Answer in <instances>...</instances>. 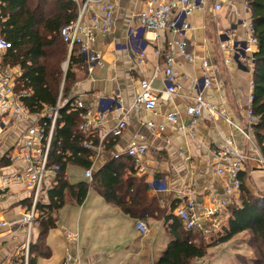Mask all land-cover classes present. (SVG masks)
Wrapping results in <instances>:
<instances>
[{
  "label": "crops",
  "instance_id": "obj_1",
  "mask_svg": "<svg viewBox=\"0 0 264 264\" xmlns=\"http://www.w3.org/2000/svg\"><path fill=\"white\" fill-rule=\"evenodd\" d=\"M97 1L85 14L86 25H92L95 14L104 17L102 6L105 2L113 6L115 18L111 33L103 35L97 32L96 40L91 46L92 51L100 55L105 67L95 68L91 75L85 66L75 67L78 80L72 90V96L77 98L83 94L85 103L89 104L92 101L98 102V99L105 95L115 94L119 96L122 108L109 114L105 121L99 123L93 120L88 125L86 132L83 133L90 137L94 145L95 140L99 142L100 133L108 134L126 117L124 109L129 108L134 102L140 92L141 82L152 79L156 71L163 72L165 63L159 52L166 49L167 40L171 38L170 33L162 31L160 39L153 41L149 39L154 38V34L148 33L145 62L139 63L137 57L125 46L128 42V31L137 26L136 17L146 9L147 0ZM213 4L214 1L210 0V7ZM210 7L195 11L188 19L191 30L186 33V38L191 42L192 51L198 60L191 63L182 55H176L175 70L183 87L180 93L170 101L166 100L163 94V98L157 102L155 112L130 111L124 134L119 138L108 135L102 155L92 166L94 175L113 160L115 154L127 156L126 150L139 141L148 145L152 157L148 170L142 175L139 174L132 158L134 168L125 170L124 180L133 178L138 182L136 188L141 183L142 187L147 188L144 194L153 203L152 215L141 220L126 214L120 207L106 201L94 183H89L85 177L86 169L68 164L65 175L69 183L72 185L86 183L89 190L82 203L66 194L63 206L52 214L56 226L50 229L45 237V245L50 251V256L36 258L35 264H63L68 253L74 257V264H157L175 240L171 233L172 217L177 218L174 210L179 205L178 195L190 183L194 182L197 185L198 217L203 223L206 221L202 215V208L210 204V194L216 192L219 196H226L228 183L215 175L212 150L214 144L222 143L226 138H231L239 150L246 151L251 157L241 176L243 184L246 177L253 180V174L256 176L264 172L256 160L257 154L254 152L256 148L239 130L246 129L247 126L245 97L253 92V70L239 64L237 60L226 64L218 35L220 31L232 29L234 40L247 41L246 26L251 14H248L241 0H231L219 12L211 11ZM254 50L256 51L257 47ZM205 58L211 63L216 83L214 87L203 92V97L224 109L226 119L218 115L210 118L208 113H204L198 125L192 126L186 109L191 97L196 94L191 84L201 79V60ZM13 68L16 72L21 71L20 66ZM152 85L161 95L166 90L162 75L154 79ZM170 113H178L187 129L180 130L178 126L168 123L166 116ZM151 121L159 125L164 124L165 132L160 135L153 133L142 124ZM40 122V118L34 115L25 121L0 117V264H25L27 256L29 264L30 257L35 258V254L30 255V247L39 241L40 225L36 223L29 233L24 224L16 223L31 208L32 192L23 185H14L7 192L2 191V187L6 177L23 173L26 165L21 160L12 162L10 157L19 154L16 150L23 143H20V137L22 138L30 127ZM253 137L259 152L263 154V148L256 140L255 133ZM71 166L83 169L84 181L77 183L70 181L68 168ZM57 184L52 185L50 180L45 181L41 197L44 205L49 203V191L57 187ZM258 193L261 192L256 191L254 194ZM241 194L242 190L231 198L232 205L217 219L222 226L221 237L217 240L223 237L225 229L228 228L232 216L231 207L241 205ZM131 201L132 197L129 194L127 202ZM138 221L147 224L149 227L147 234H142L136 229ZM4 222L15 225L2 226ZM69 234L75 236L76 241L70 240ZM213 237L216 236L211 235L208 239ZM217 240L216 244H205L208 246L207 255L196 260L195 264L210 262L209 248L219 244Z\"/></svg>",
  "mask_w": 264,
  "mask_h": 264
},
{
  "label": "built area",
  "instance_id": "obj_2",
  "mask_svg": "<svg viewBox=\"0 0 264 264\" xmlns=\"http://www.w3.org/2000/svg\"><path fill=\"white\" fill-rule=\"evenodd\" d=\"M79 8L78 17L75 21L61 29V36L69 47L70 53L77 47L80 54L84 58L85 68L91 75L95 68H104L105 63L99 54L93 52L92 44L96 40L97 32L103 35L110 34L115 18L113 14V6L109 3H103L105 15L103 18L95 14L92 18V25L84 23L85 14L88 8L98 2L97 0H72ZM102 1V0H101ZM214 4L210 7V0H147L146 9L140 12L136 17L137 26L128 31V42L125 46L135 57L139 63L145 62V49L147 46V34L153 33L154 38L149 39L157 41L160 39V32L165 31L171 34V38L167 40L166 49L159 52L164 59L165 69L161 73L156 71L152 79H145L141 82L140 92L134 99L129 108L124 109L127 113L126 117L118 122V124L107 134L100 133V140L94 145L92 140L84 143V147L93 151L91 159L95 161L102 155L105 149V140L108 135L114 138L121 137L128 122V114L130 111L147 110L155 112L157 102L165 95L166 100L170 101L174 96L178 95L182 90V84L178 73L175 70V58L180 54L191 63H195L198 57L192 51L191 42L186 38V33L191 30L188 19L195 11L205 10L210 7L211 11L219 12L224 9L225 5L231 0H213ZM251 18L247 22L246 36L247 41L238 42L233 38V30L220 31L218 33L220 39V49L225 57V63H231L237 60L239 64L245 65L251 71L253 70V60L255 55V47L259 42L255 36V26L253 24L252 10L250 8V0H241ZM12 49V44L5 40L0 32V117H12L16 121H25L30 116H38L40 123L30 127L21 146L17 148L18 155H12V162L21 160L25 165L23 173L3 180L2 191L7 192L14 185H23L27 190L32 192L31 208L22 215V219L16 223L24 224L28 232L37 222L39 211L37 205L41 202L43 194V186L46 180H50L52 185L57 184L58 174L61 172L60 165L49 164V153L54 136V130L59 117V110L69 103V99L61 102V97L55 107H48L41 113L32 114L23 102V97L27 96L26 92H17V79L22 75V71L16 72L9 65L4 66L5 56ZM202 62V77L195 80L191 87L196 94L191 97V101L186 109V115L191 119V125L196 126L201 121L204 113H208L210 118L215 115L226 119L224 109L213 105L206 101L203 92L215 86V77L213 75L210 61L205 58ZM162 75L165 82L166 90L159 94L153 88L154 79ZM185 79H187L185 77ZM164 94V95H163ZM85 95L78 96L73 103V109L85 110L82 115V124L80 130L86 132L88 125L96 120L99 123L105 121L109 114L115 110L121 109L122 105L118 95L111 94L100 97L98 102L92 101L86 104ZM247 109V126L246 129H239L245 138L251 142L256 149V160L264 170V153L261 154L254 142V126L259 122L260 117L254 114L253 102L254 94L251 92L245 97ZM167 122L176 125L180 130H186L187 127L181 122L178 113H170L166 116ZM50 124V128L48 127ZM150 131L157 134H163L166 130L164 124H156L155 122H142ZM47 127L49 129H47ZM255 144V145H254ZM214 154V171L215 175L224 179L227 183L226 196H219L216 192H212L209 196L210 204L202 208V215L206 223L202 222L199 217V207L197 201V185L190 183L186 189L178 195L179 205L174 210L177 218L183 223L184 229L188 232H196L204 237L213 235L215 230L222 231L221 223L217 219L232 205L231 198L241 192L243 181L242 174L245 166L251 157L246 151L239 150L231 138H226L224 142L214 144L212 147ZM253 150V147H252ZM151 149L148 145L137 142L126 150L127 156L135 161V168L139 174H144L148 170V166L152 162L150 157ZM122 155L115 154L114 159L120 158ZM93 167L85 171V177L89 183L93 184L94 175ZM2 226H14L15 223L1 224ZM136 229L142 234L149 232V227L144 221H138ZM216 231V232H217ZM30 239V235L28 237ZM72 241H76V237L68 235ZM30 242V241H29ZM29 248V243L27 245ZM75 259L72 254L68 253L63 264H74ZM201 263V262H199ZM25 264H28V256Z\"/></svg>",
  "mask_w": 264,
  "mask_h": 264
},
{
  "label": "trees",
  "instance_id": "obj_3",
  "mask_svg": "<svg viewBox=\"0 0 264 264\" xmlns=\"http://www.w3.org/2000/svg\"><path fill=\"white\" fill-rule=\"evenodd\" d=\"M250 8L259 42L253 60V110L260 120L254 131L264 151V0H250ZM78 10L72 0H0V32L12 44L4 66H20L22 75L17 79V92L27 93L23 97L26 107L32 114H38L48 107H55L60 97L61 102L69 99V103L59 110L48 160L50 165H60L61 172L57 187L49 191V203L37 205L40 215L36 223L40 225L41 234L38 243L31 244L30 255L35 254V258L30 257L29 264H35L38 257L50 256L45 237L56 226L52 214L63 206L66 194L82 203L89 190L86 183L72 185L65 175L68 164L86 170L93 166V151L84 147L90 137L80 130L85 110L73 109L76 98L72 96L78 80L75 67L85 66V61L77 47L70 53L61 36V29L76 20ZM67 62L65 71L63 66ZM133 166L131 157L113 159L94 174L93 185L106 201L131 217L143 220L154 212L151 209L153 203L144 194L147 188L142 187V183L136 188L137 180H124L125 170L133 169ZM129 194L132 197L130 203L127 202ZM241 201L240 206L231 207L230 223L218 243L249 232L256 260L258 264H264V198L253 196L243 184ZM172 219L171 233L175 240L157 264H195L196 260L203 259L208 250L203 235L186 231L178 218Z\"/></svg>",
  "mask_w": 264,
  "mask_h": 264
},
{
  "label": "rangeland",
  "instance_id": "obj_4",
  "mask_svg": "<svg viewBox=\"0 0 264 264\" xmlns=\"http://www.w3.org/2000/svg\"><path fill=\"white\" fill-rule=\"evenodd\" d=\"M64 69L66 70L67 64H65ZM25 135L20 137V143L24 142ZM70 181L77 183L84 181V171L78 167L68 168ZM256 175V174H255ZM245 186L248 191L255 197L264 198V172L258 173L256 176L253 174V180H249L248 177L245 178ZM256 191L261 192L254 194ZM215 232L212 236L213 239H208L204 237V244L211 245L216 244V241L221 237V231ZM218 241V240H217ZM208 261L202 262L203 264H258L255 257V249L252 244L251 234L249 232L242 233L232 240L219 243L211 248L208 252Z\"/></svg>",
  "mask_w": 264,
  "mask_h": 264
},
{
  "label": "water",
  "instance_id": "obj_5",
  "mask_svg": "<svg viewBox=\"0 0 264 264\" xmlns=\"http://www.w3.org/2000/svg\"><path fill=\"white\" fill-rule=\"evenodd\" d=\"M67 66H68V64H67ZM68 68V67H67Z\"/></svg>",
  "mask_w": 264,
  "mask_h": 264
}]
</instances>
